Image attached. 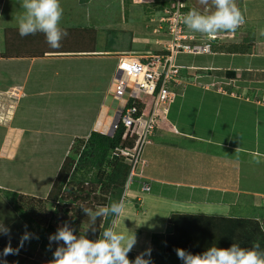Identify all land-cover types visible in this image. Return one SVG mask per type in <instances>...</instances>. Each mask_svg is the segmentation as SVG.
I'll list each match as a JSON object with an SVG mask.
<instances>
[{"label": "crops", "instance_id": "obj_1", "mask_svg": "<svg viewBox=\"0 0 264 264\" xmlns=\"http://www.w3.org/2000/svg\"><path fill=\"white\" fill-rule=\"evenodd\" d=\"M91 1L78 0V8L91 10ZM144 1L150 7L148 11L138 6ZM120 2L118 15L124 22H117L115 26L128 32L127 45L101 49L94 43L106 30L103 24L82 26V31L72 20H61L60 27L68 35L57 48L47 43L43 33L21 37L16 21L23 14L19 12V4L0 0V99L12 91L17 98L11 105L19 106L29 98L31 90L36 96L41 93L51 96L58 91L60 97L66 98L69 94L83 95L82 90L87 89V94L94 96L97 91L94 81L79 82L80 64L87 67L84 73L90 79L96 70H101L99 64L103 56L119 55L118 67L122 58H139L166 49L170 36L161 18L169 6L168 0H162L165 5L161 7L156 0ZM235 2L241 10L240 0ZM262 6L254 5L241 12L244 19L235 31L209 37L198 36L201 33L187 29L188 35L194 37L186 42L210 47L204 54L211 51L220 59L227 56L234 59L232 64L219 67L212 64L189 67L194 71L190 73L194 76L187 73L191 79L203 78L209 82L188 83L182 95L176 93L168 114L156 124L147 147V158L142 162L146 168L143 166L142 172H138L148 180L150 189L141 191L137 183L130 189L129 195L135 200L131 212L135 224L118 228L127 237H136L131 250L134 259L146 249L155 248L152 244L155 233L164 234L165 238L173 235L168 248L174 255H170V264H182L177 248L199 254L211 246L228 248L238 243L247 248L259 244L258 251L264 252V25L258 28L260 33L249 34L252 27L247 20L254 11L262 15ZM90 17L92 21L91 14ZM146 35L155 38L151 47L144 42ZM114 76L108 89L104 87V98L88 128V135L110 126L113 115L108 98ZM188 76L183 78L187 80ZM70 86L75 89L67 94ZM43 87L48 88L47 92L42 91ZM198 92L201 97L193 96ZM14 112L16 117L17 108ZM22 129L25 132L23 127L17 129L18 136ZM161 155L165 158L170 155L169 162L163 163L165 158H159ZM171 166L177 168H169ZM143 194H147L145 209L141 205ZM163 200L169 201V207ZM153 212L156 219L151 216ZM143 218L150 219L146 221L147 232L140 227L144 224ZM116 223L117 218L111 228L115 229Z\"/></svg>", "mask_w": 264, "mask_h": 264}, {"label": "rangeland", "instance_id": "obj_2", "mask_svg": "<svg viewBox=\"0 0 264 264\" xmlns=\"http://www.w3.org/2000/svg\"><path fill=\"white\" fill-rule=\"evenodd\" d=\"M156 1H159L161 4L162 0ZM194 1L195 4L193 3V0H183L184 4L187 3L190 7H192L191 9L198 6L197 0ZM248 1L249 2L244 4L240 0L242 13L245 10L252 8L254 5H263L262 7H264V2L262 3L261 0ZM146 3V1L139 2L138 6H141L143 11L144 8L148 11L150 7L147 6ZM60 4L63 9L61 20H72L75 24H79V30H82V26L86 25H106V30L101 32V36L98 37V42L96 43V46H99V48L117 49V45H120V48L127 45L129 40L128 32H123L121 31L120 26H115V23L117 22H124L123 20H120L121 17L118 15V9L121 5L120 0H92L90 4V8H92L91 10H89V7L85 9L83 8L84 10L78 8V0H60ZM23 11L24 10L20 7L19 12L23 13ZM261 13L262 15L254 11L252 16L247 18L248 23L252 27L249 34L260 33L258 28L264 25V19H262L264 16V10L261 11ZM81 14H87V16L83 17ZM90 14L93 16L92 21ZM94 18L96 20L93 22ZM262 30H264V27ZM197 35L200 36L202 34ZM144 40L145 44L150 47L155 43V38L151 36L146 35ZM210 54L211 51L207 54H204V52L192 53L180 51L175 55V63L182 68L181 73L185 74L184 77H186L188 74L189 76H194L190 74L194 73V71L189 69L191 66L197 65L199 67H206L212 64L219 67L223 64H232L234 59L229 56L220 59L214 54ZM118 56L119 55L114 54L103 56L99 64L101 70H96L92 77L89 76L90 79H88V76L84 73V71L87 70V67L85 65H79V82L87 83V81H94L97 85V91L94 96H89V94H87V89L84 92L81 89L83 95L69 94L66 98L60 97L58 91H55L56 93L51 96L46 95L47 93H41L39 96H36L31 90V93L27 95L29 98L21 101L19 106L11 105V102H15L17 98L12 91H8V94L6 96H2L4 98L0 99V187L14 189L19 192L21 203L24 205L27 203L29 207L32 206L36 209L35 213H37V215L35 217L37 220H42L43 218L47 220L48 218L47 210L44 207L45 200L50 194L53 182L55 181L58 173H60L59 171L63 163L66 159L74 158L73 152H80L83 142L88 137L87 132L90 130L88 128L91 126L94 116L96 115V112L101 105V101L104 98L103 93L106 91V89L104 90V87L106 86L108 89V86L112 81V77L114 76L113 74H115L114 72L116 71L119 58ZM74 76H76L75 73ZM189 76L187 80H183L182 85L173 84L171 89L177 94L182 95L180 93H183L186 86L190 82H200L202 85L209 82L208 79H194L195 77L191 79ZM82 85L84 84L82 83ZM72 87L73 86L67 88V94L71 90L73 91V89H75H72ZM41 89L45 92L48 90L46 87ZM15 92L17 93L18 91ZM189 93L190 88L187 95H189ZM8 95L11 99H9ZM193 96L201 97V94L198 92L194 93ZM6 97H8L9 100H6ZM16 108L17 114L16 117H14V111ZM90 109L93 111L92 116L90 115ZM11 118L12 120H10ZM160 121L161 120L158 119L157 124H159ZM19 126L23 127L25 132L22 129L18 136L17 129H19ZM151 137L144 146L137 169L138 172L142 170L143 166L146 168L142 162L144 163L143 160L147 158L145 156L147 155V147L150 141H152ZM164 147L167 146L164 145ZM159 158L163 159L165 158V155H161ZM169 160L170 155L165 158L163 163H168ZM169 168L176 169L177 167L171 166ZM72 183L78 184L73 181ZM81 188L85 190H92V193L99 190V186L97 184L93 185L88 184L87 182L82 184ZM130 189L131 187L128 189L127 194L123 199L124 207L119 218H117L116 227L115 229L112 228L116 232L119 231L118 233H122L123 230L121 232L120 230L125 227V224H135L133 213H131L134 210L135 200L133 201V198L129 195V192H131ZM55 191L57 190L55 189ZM66 193L67 192H65L64 195H66ZM83 194L85 195L86 192L84 191ZM4 195L5 194L3 192H0V221H2L4 225L10 229V232L8 234L9 236L0 235V238L8 236L7 240L11 239L9 243L13 245L15 243L14 249L19 248L18 255L22 260H25V264H37L36 262L39 263L40 260H44L42 257L43 252L36 243V240L33 238L30 241L24 242L23 247H20L21 237L27 226L18 216V211L15 209L14 204L9 202ZM91 195L93 196V194ZM92 196H90L91 200L89 202L86 199V202L80 201V203L74 204L71 202L62 203V210H67L66 214L62 211V217H67L69 219L72 215H77L76 210H78L81 205L92 208L93 210L98 207H102V204H99L98 202V198H93ZM143 196L144 199L141 205L143 209H145L147 207V205H145L147 201V194H143ZM162 203L168 207L170 205L169 201L166 200H163ZM155 215L156 213L154 212L151 214V216L156 219L157 217H155ZM142 220L144 221V224L140 227L143 228V231L145 229L147 232L146 221L149 222L150 219L146 220L143 218ZM103 221L104 220H102V222ZM155 223L158 224V222ZM58 226H61V224L59 223ZM52 245L55 249L59 246L57 243H52ZM13 258L14 257L11 256V259ZM12 263L18 264L14 260Z\"/></svg>", "mask_w": 264, "mask_h": 264}, {"label": "clouds", "instance_id": "obj_3", "mask_svg": "<svg viewBox=\"0 0 264 264\" xmlns=\"http://www.w3.org/2000/svg\"><path fill=\"white\" fill-rule=\"evenodd\" d=\"M13 3L19 4L24 10L16 18L21 37L39 32L44 34L51 47L60 46L62 38L68 35L60 27L63 15L60 0H13ZM197 5L183 17V23L195 32L212 37L219 32L235 31L243 22L244 17L235 0H197ZM128 189L125 184V191ZM123 199L95 210L83 205L80 209L88 216L90 223L95 224L98 218H119L124 207ZM9 232L10 229L0 221V235H8ZM32 238L33 234L26 230L21 237L20 247ZM52 243L59 246L53 252V259L49 264H151V248L130 260L128 253L136 244V237H126L111 227L100 232L98 238L90 239L77 236L65 223L49 236V245ZM259 247V244L247 248L233 243L228 248L211 246L199 254H192L183 248H177L176 253L182 264H264V252L258 251ZM18 251L19 248L14 249L9 243L0 253V264H8L3 257Z\"/></svg>", "mask_w": 264, "mask_h": 264}, {"label": "trees", "instance_id": "obj_4", "mask_svg": "<svg viewBox=\"0 0 264 264\" xmlns=\"http://www.w3.org/2000/svg\"><path fill=\"white\" fill-rule=\"evenodd\" d=\"M168 2L167 6L170 4L169 0ZM161 5L164 6L165 2L159 3L160 7ZM191 8L192 7L186 3L183 10L189 12ZM163 24L166 25V23ZM160 53L165 54L168 53V51L164 49ZM181 72L182 70H180V76L183 77L185 74ZM123 132V126H121L114 135L91 131L83 142L80 152L75 151L73 152L74 158L66 159L61 166L60 173H58L53 182L48 198L45 200L44 207L48 213L47 220L44 218L42 220H37L35 217L37 215V213H35L36 209L32 206L29 207L27 203L25 205L22 204L19 192L14 189L0 187V192H3L5 198L14 204L15 209L18 211V216L27 226L26 230L28 231L29 229L28 232L33 234V239L36 240V243L43 252L42 257L44 260H40L39 263L36 262L37 264H49L53 259L55 247L52 244L51 246L49 245V236L54 234L59 227L64 226L65 223H67L69 227H72L76 235L78 233V236H85L90 239L98 238L100 232L105 228L111 227L115 217L106 216L103 217L104 219L98 218L97 223L91 224L88 216L79 206L78 210H76L77 215H72V217L69 218L70 220L67 217H62V211L66 214L67 210H62L63 205L61 204L64 202H71L73 204L80 203V201L83 202L86 199L89 202L91 200V194H93V198H98V202L102 204V206H109L111 203L123 199V196L127 193L125 191V184L131 170V165L129 163L131 157L120 156L116 148L133 144L132 140L123 139ZM72 181L78 184H74ZM147 181L148 180L137 175L134 177L130 187L132 188L135 183H137L139 190L149 191L150 185L146 183ZM86 182L93 185L97 184L99 190L92 193V190L82 189L81 185ZM145 183L148 184V188L144 190L143 186ZM55 189L57 191H55ZM84 191L86 192L85 195L83 194ZM65 192H67L66 195H64ZM102 220L104 221L102 222ZM59 223L61 226H58ZM8 236L0 238L2 241H0V253L3 252V249L11 240H7ZM172 236L173 235H169V237L165 238L164 234H153L152 244L155 248L151 252V264H170L169 258L172 254H170L168 248L172 245V241L169 240ZM11 246L14 248L15 243L14 245L11 244ZM11 256L14 258L11 259ZM128 256L130 260H134L133 252L130 251ZM173 256L174 255L171 257ZM3 258L8 260L9 264H15L12 263L13 260L18 264L26 263L25 260L19 257L18 253L10 254ZM173 261L176 262L177 260Z\"/></svg>", "mask_w": 264, "mask_h": 264}, {"label": "built area", "instance_id": "obj_5", "mask_svg": "<svg viewBox=\"0 0 264 264\" xmlns=\"http://www.w3.org/2000/svg\"><path fill=\"white\" fill-rule=\"evenodd\" d=\"M165 16L161 22L170 35L166 44L168 53L149 52L139 58L128 56L121 59L109 93V108L112 120L108 128H99L104 134L114 135L123 126V139L132 140L133 144L117 147L120 156L131 157V170L127 177L126 189L139 175L137 169L145 144L153 135L157 120L168 114L176 92L172 85H179L185 79L180 76L181 67L175 63V55L180 51L207 52L209 46H195L186 42L193 35H188L183 17V0H169ZM144 184L143 189H147Z\"/></svg>", "mask_w": 264, "mask_h": 264}]
</instances>
